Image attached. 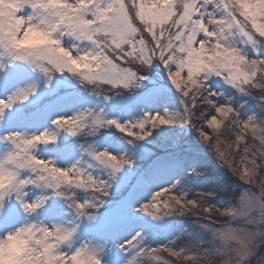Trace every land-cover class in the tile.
<instances>
[{
	"label": "snow or ice",
	"instance_id": "6c2138e0",
	"mask_svg": "<svg viewBox=\"0 0 264 264\" xmlns=\"http://www.w3.org/2000/svg\"><path fill=\"white\" fill-rule=\"evenodd\" d=\"M262 181L264 0H0V264H247Z\"/></svg>",
	"mask_w": 264,
	"mask_h": 264
},
{
	"label": "clouds",
	"instance_id": "9594fccd",
	"mask_svg": "<svg viewBox=\"0 0 264 264\" xmlns=\"http://www.w3.org/2000/svg\"><path fill=\"white\" fill-rule=\"evenodd\" d=\"M255 245V254L249 257L247 264H264V229H261L260 236L255 240ZM202 264H229V261L223 257H212L202 261ZM230 264H242V261L233 256Z\"/></svg>",
	"mask_w": 264,
	"mask_h": 264
},
{
	"label": "trees",
	"instance_id": "16d2710c",
	"mask_svg": "<svg viewBox=\"0 0 264 264\" xmlns=\"http://www.w3.org/2000/svg\"><path fill=\"white\" fill-rule=\"evenodd\" d=\"M187 139L190 142L194 143V144H198L199 143L197 141V139H196L195 133L190 131V130H189V132L187 134ZM200 148L203 149L204 146L200 145ZM204 151L206 152V149H204ZM202 162L206 163L210 168H215L216 174L219 175L222 180H224L226 182H230L231 181L230 177H226V176L223 175L222 170L219 168L218 165H216L215 161L211 158L210 154H208L205 158H203ZM194 183H199V181H194Z\"/></svg>",
	"mask_w": 264,
	"mask_h": 264
}]
</instances>
